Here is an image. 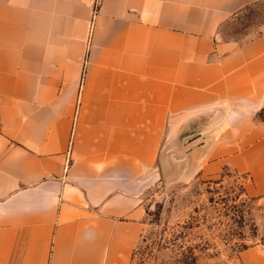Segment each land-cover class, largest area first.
I'll return each mask as SVG.
<instances>
[{
  "label": "crops",
  "instance_id": "crops-1",
  "mask_svg": "<svg viewBox=\"0 0 264 264\" xmlns=\"http://www.w3.org/2000/svg\"><path fill=\"white\" fill-rule=\"evenodd\" d=\"M261 2L0 0V264H131L168 137L264 192V23L222 32Z\"/></svg>",
  "mask_w": 264,
  "mask_h": 264
},
{
  "label": "rangeland",
  "instance_id": "rangeland-1",
  "mask_svg": "<svg viewBox=\"0 0 264 264\" xmlns=\"http://www.w3.org/2000/svg\"><path fill=\"white\" fill-rule=\"evenodd\" d=\"M263 23L261 2L225 23L222 32L226 38L248 40ZM259 111L255 121L264 125ZM210 132L212 138L221 132L227 139L231 135ZM172 150L176 145L168 137L158 162L147 171H156V180L143 194L146 225L131 264H254L246 253L264 255V192L253 175L233 165L197 173L184 147L173 160Z\"/></svg>",
  "mask_w": 264,
  "mask_h": 264
},
{
  "label": "trees",
  "instance_id": "trees-1",
  "mask_svg": "<svg viewBox=\"0 0 264 264\" xmlns=\"http://www.w3.org/2000/svg\"><path fill=\"white\" fill-rule=\"evenodd\" d=\"M263 113H264V107L259 111V114H258L262 120H264Z\"/></svg>",
  "mask_w": 264,
  "mask_h": 264
}]
</instances>
